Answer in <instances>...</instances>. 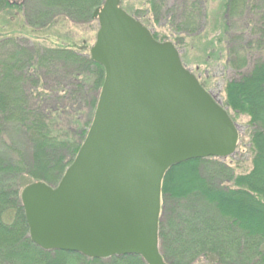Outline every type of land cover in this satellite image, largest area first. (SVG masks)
I'll return each mask as SVG.
<instances>
[{
    "label": "trees",
    "instance_id": "trees-1",
    "mask_svg": "<svg viewBox=\"0 0 264 264\" xmlns=\"http://www.w3.org/2000/svg\"><path fill=\"white\" fill-rule=\"evenodd\" d=\"M105 1L0 0V14L23 12L35 28L54 32L90 25ZM121 7L178 50L209 23L207 0H121ZM219 8L225 67L235 73L223 107L250 118L253 167L237 175L223 159L207 158L167 171L159 224L167 264H264V0H223ZM105 79L102 65L73 48L0 38V264H147L138 255L43 250L31 240L22 203L33 183L59 185L89 133Z\"/></svg>",
    "mask_w": 264,
    "mask_h": 264
},
{
    "label": "water",
    "instance_id": "water-1",
    "mask_svg": "<svg viewBox=\"0 0 264 264\" xmlns=\"http://www.w3.org/2000/svg\"><path fill=\"white\" fill-rule=\"evenodd\" d=\"M24 2L25 0H18ZM93 61L106 70L89 133L57 187L22 192L32 242L91 259L160 251L162 183L172 167L232 156L239 131L222 104L188 70L171 42L106 0Z\"/></svg>",
    "mask_w": 264,
    "mask_h": 264
},
{
    "label": "rangeland",
    "instance_id": "rangeland-1",
    "mask_svg": "<svg viewBox=\"0 0 264 264\" xmlns=\"http://www.w3.org/2000/svg\"><path fill=\"white\" fill-rule=\"evenodd\" d=\"M222 1L207 0V11L209 14L207 27L204 28L203 33L199 37L185 39L184 45H181L178 51L188 70L207 85L210 93L223 106L225 102V84L228 80L235 77V73L225 67L227 64V53L224 43L220 41L222 39V30L216 28V20L220 19L222 15L219 8ZM23 4L29 6L27 2ZM128 6H132V4L129 2ZM30 9H28V12H30ZM60 28H56V32L48 31L44 27L37 29L33 26V22L29 21L26 13L23 15V12L20 14H17L16 11L14 13L0 14V38L7 35L15 36L31 43L48 47L64 46L90 55V50L96 42L95 30H99L98 20L95 19L90 25H73L69 23L66 27L62 28L60 26ZM214 28L216 31H214ZM155 31L162 32L171 38L169 31L166 29H152V32ZM158 41L173 43L170 39ZM229 113L238 127L239 140L236 152L232 156L223 159V161L234 168L237 175L246 174L253 167V154L250 145V118L233 111H229Z\"/></svg>",
    "mask_w": 264,
    "mask_h": 264
},
{
    "label": "flooded vegetation",
    "instance_id": "flooded-vegetation-1",
    "mask_svg": "<svg viewBox=\"0 0 264 264\" xmlns=\"http://www.w3.org/2000/svg\"><path fill=\"white\" fill-rule=\"evenodd\" d=\"M15 2L18 1V0H14Z\"/></svg>",
    "mask_w": 264,
    "mask_h": 264
},
{
    "label": "bare ground",
    "instance_id": "bare-ground-1",
    "mask_svg": "<svg viewBox=\"0 0 264 264\" xmlns=\"http://www.w3.org/2000/svg\"><path fill=\"white\" fill-rule=\"evenodd\" d=\"M97 37V36H96Z\"/></svg>",
    "mask_w": 264,
    "mask_h": 264
}]
</instances>
